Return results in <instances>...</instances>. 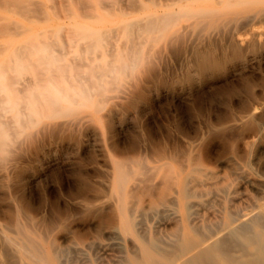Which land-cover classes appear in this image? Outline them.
<instances>
[{"label": "bare ground", "instance_id": "1", "mask_svg": "<svg viewBox=\"0 0 264 264\" xmlns=\"http://www.w3.org/2000/svg\"><path fill=\"white\" fill-rule=\"evenodd\" d=\"M107 1L73 0L66 46L29 40L0 57V264H264V203L244 218L231 210L244 185L264 198V167L258 174L250 167L264 132L256 115L264 109V75L255 84L262 90L248 80L247 104L209 132L228 137V153L241 155L235 178L204 164L197 138L185 150L152 147L133 161L114 160L94 180L75 169L67 202L23 197L40 171L18 167L26 149L56 135L78 140L93 120L81 108L99 112L110 101L114 112L129 94L125 72L129 91H139L154 53L189 42L187 54L204 75L264 64V35L254 28L264 24V0H169L162 10L158 0H133L130 12ZM203 202L216 204V220L201 221L210 215L205 209L208 217L195 221Z\"/></svg>", "mask_w": 264, "mask_h": 264}, {"label": "rangeland", "instance_id": "2", "mask_svg": "<svg viewBox=\"0 0 264 264\" xmlns=\"http://www.w3.org/2000/svg\"><path fill=\"white\" fill-rule=\"evenodd\" d=\"M12 1L14 0L5 4L0 2V47H2L0 57H9L18 46L29 40H33L36 44L56 40L61 47L71 41L69 23L71 8L74 6L73 0H20L24 2V8L13 4ZM88 1L97 6L102 0ZM163 1L164 5L169 2V0H158L159 5L156 8L161 7L162 10ZM113 6L130 12L133 8V0H115ZM127 16L132 15L125 17ZM254 28L264 35V24L261 26V23H258ZM3 29L5 30L2 31ZM188 47L190 43L185 41L172 52L154 53L151 59L154 63L153 73L144 77V80L142 76L141 89L134 93L129 91H133L128 83L132 77L125 72L122 89L129 94L122 99L120 105L112 107L114 112L108 114L110 101L103 105L99 112L93 111L89 106L82 107L81 111L90 113L93 120L89 126L87 124L81 126L78 140L62 135L56 137V135L40 139L37 148L26 149L17 159L18 167H34V169L39 167L40 171L36 178L24 184L23 197H29L32 202L40 199H58L62 203L67 202L70 197H67L66 193L74 186L75 169L81 167L89 174L91 180H94L100 173L99 170L102 167H109L114 160L133 161V157L137 154L148 155L152 147L185 150L187 143H194L197 138L202 140L204 164L220 175L225 174L231 179L235 178L231 173L233 167H241L239 166L241 155L228 153L226 140L228 137L222 139L223 137L214 134L211 136L209 132L227 121L231 113L243 109L242 106L247 104L249 97L245 84L248 80L254 82L255 93L258 94L262 90L255 84L264 75V64H256L250 70L229 72L221 76L204 75L205 72L201 71V67L194 63V56L190 57V52L187 54L191 48ZM98 48L99 46L94 44L93 51L97 53ZM134 75L140 77L141 69ZM256 115L257 121L264 120V109L259 108ZM106 120L111 122L112 129H108ZM109 130L112 131L110 136ZM228 134L230 137L232 133L228 132L226 135ZM262 137L264 132L260 136L259 150L254 151L251 156L250 167H256L255 174L264 167ZM112 142L114 145L110 147ZM253 189L244 185L241 196L231 203L232 208L231 206L230 208L236 215L248 217L264 203V198ZM4 193L5 189L0 188V197H3ZM4 204L5 201L0 200V205ZM199 207L202 210L199 209L200 214L197 213L195 221L199 222L207 213L210 214L209 217L207 214L208 218L204 217L201 221L217 219L214 214L217 213L216 204L203 202ZM213 216H216V219Z\"/></svg>", "mask_w": 264, "mask_h": 264}]
</instances>
